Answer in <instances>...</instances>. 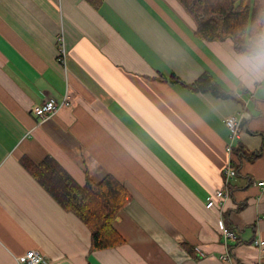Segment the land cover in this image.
<instances>
[{"label":"crops","instance_id":"1","mask_svg":"<svg viewBox=\"0 0 264 264\" xmlns=\"http://www.w3.org/2000/svg\"><path fill=\"white\" fill-rule=\"evenodd\" d=\"M102 2L0 0V264L33 250L49 264H264V81L244 86L230 70L244 53L200 38L179 0ZM204 73L234 99L187 88ZM67 89L72 105L41 123L35 107ZM240 111L229 154L226 119ZM23 157L53 158L80 185L114 177L130 198L114 223L125 243L92 250ZM221 189L223 208L207 209Z\"/></svg>","mask_w":264,"mask_h":264},{"label":"trees","instance_id":"2","mask_svg":"<svg viewBox=\"0 0 264 264\" xmlns=\"http://www.w3.org/2000/svg\"><path fill=\"white\" fill-rule=\"evenodd\" d=\"M99 7L102 0H87ZM198 22L197 34L207 41L232 39L238 50L249 53L264 39V4L247 5V0H179ZM173 83H181L171 75ZM195 93H211L220 99H234L209 73L187 85ZM22 165L67 211L75 214L91 232V249L105 250L125 243L114 227L115 220L129 202V194L112 176L101 182L90 179L80 185L56 160L35 163L27 157ZM190 252H194L189 248Z\"/></svg>","mask_w":264,"mask_h":264},{"label":"built area","instance_id":"3","mask_svg":"<svg viewBox=\"0 0 264 264\" xmlns=\"http://www.w3.org/2000/svg\"><path fill=\"white\" fill-rule=\"evenodd\" d=\"M58 52H59V60L65 66L67 64V50L65 47V38L64 34L61 33L58 36ZM72 105L71 97L69 90L67 89L65 96L61 102L56 101L52 98H47L42 105L35 107L34 114L41 123H44L48 120L54 118L58 112L65 107H70ZM243 120L244 113L240 111L237 115H233L226 119V125L229 129V143L227 145V151L229 154H233L234 146L237 141L240 140L243 134ZM237 175V172L232 164H229L225 169V184H228L231 180H233ZM258 187L262 193H264V181H260L255 185ZM229 199V195L225 189H221L216 192L215 197L211 199L206 207L207 209H217L221 210L225 204V202ZM223 237L226 241L234 240V234L228 230L223 229ZM255 245L261 249H264V241H256ZM200 258L205 257V253L200 248H196ZM17 264H49L47 257L39 251H28L26 254L17 258Z\"/></svg>","mask_w":264,"mask_h":264},{"label":"clouds","instance_id":"4","mask_svg":"<svg viewBox=\"0 0 264 264\" xmlns=\"http://www.w3.org/2000/svg\"><path fill=\"white\" fill-rule=\"evenodd\" d=\"M230 70L244 86L251 87L256 81H264V39L258 41L251 52L238 56Z\"/></svg>","mask_w":264,"mask_h":264}]
</instances>
